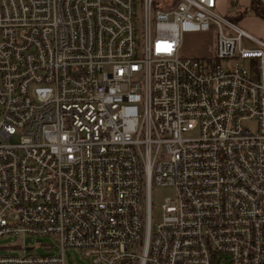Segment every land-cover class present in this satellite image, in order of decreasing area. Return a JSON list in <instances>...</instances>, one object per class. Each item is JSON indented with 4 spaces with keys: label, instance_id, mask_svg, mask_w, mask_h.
I'll list each match as a JSON object with an SVG mask.
<instances>
[{
    "label": "built area",
    "instance_id": "built-area-1",
    "mask_svg": "<svg viewBox=\"0 0 264 264\" xmlns=\"http://www.w3.org/2000/svg\"><path fill=\"white\" fill-rule=\"evenodd\" d=\"M216 7L0 0V237L58 245L0 264H264V37Z\"/></svg>",
    "mask_w": 264,
    "mask_h": 264
},
{
    "label": "rangeland",
    "instance_id": "rangeland-1",
    "mask_svg": "<svg viewBox=\"0 0 264 264\" xmlns=\"http://www.w3.org/2000/svg\"><path fill=\"white\" fill-rule=\"evenodd\" d=\"M251 0H237L232 3L231 0H217L216 10L218 13L224 17L231 19L240 28L248 32L249 34L263 38L264 37V20L257 17L252 10H250ZM245 11L244 13L238 14L240 11ZM136 13L139 15V19L135 21V28H137L138 35H142V24H141V10L140 5H136ZM238 14V15H237ZM237 15L236 19L235 16ZM215 33L213 31L209 32H185L182 35V46L180 49V55L184 57H201L209 58L214 54V40ZM196 131L190 133L187 136H196ZM151 190V201L152 209L151 216L152 222L157 223L162 219V209L161 204L166 196H171L174 192L173 187L164 186H152ZM38 246L34 248L33 252L44 254H57L58 245L55 244L54 239L51 236H43L42 238H23L20 235L0 237V254H22L25 247L28 246ZM53 248L47 251L45 246H51ZM222 260H219L217 264H228L226 257L221 256ZM65 262L67 264H88L81 258V254L78 250L71 249L65 252Z\"/></svg>",
    "mask_w": 264,
    "mask_h": 264
},
{
    "label": "trees",
    "instance_id": "trees-1",
    "mask_svg": "<svg viewBox=\"0 0 264 264\" xmlns=\"http://www.w3.org/2000/svg\"><path fill=\"white\" fill-rule=\"evenodd\" d=\"M250 10H252L257 17L264 20V7L258 1L251 0ZM233 20H237V19L235 18Z\"/></svg>",
    "mask_w": 264,
    "mask_h": 264
},
{
    "label": "crops",
    "instance_id": "crops-1",
    "mask_svg": "<svg viewBox=\"0 0 264 264\" xmlns=\"http://www.w3.org/2000/svg\"><path fill=\"white\" fill-rule=\"evenodd\" d=\"M251 2V1H250Z\"/></svg>",
    "mask_w": 264,
    "mask_h": 264
}]
</instances>
